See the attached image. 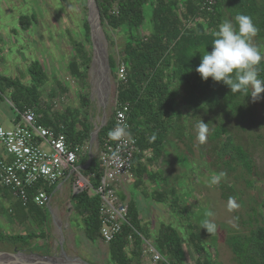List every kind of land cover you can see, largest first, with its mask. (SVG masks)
I'll return each mask as SVG.
<instances>
[{
    "label": "trees",
    "instance_id": "trees-1",
    "mask_svg": "<svg viewBox=\"0 0 264 264\" xmlns=\"http://www.w3.org/2000/svg\"><path fill=\"white\" fill-rule=\"evenodd\" d=\"M95 2L103 29L109 27L126 36L120 52L121 60L117 61L110 53L109 63L112 71H116L121 63L127 67L129 81L128 84L117 87V100L119 104L129 102L132 105L129 116L131 133L136 136L141 151L152 152V158L146 163L140 161L141 156H136L133 167L136 177L142 179L149 175L152 179L161 178L157 172L148 171V165L166 156L165 147L169 141L176 139V142L183 143L188 130L187 126L183 127L185 121L188 120L190 124L189 120H193V123L195 120L196 125L201 118L210 117L208 129L212 130L207 134L206 144H210L211 152L223 160L226 170H240L235 176L236 182L239 179L247 187H253L255 180H259L258 174L254 173L255 163L244 146L236 144L238 143L236 134L240 136V132L244 134L252 127L257 139L258 137L261 139L262 133L260 135L258 133L261 132L260 127H264V119L257 121L251 97L233 95L230 88L223 83L213 82L211 78L203 81L195 69L201 62V54L198 51L206 48L207 51H211L213 34L218 25L224 20L234 21V17L239 13L252 17L259 29L255 39L261 49L263 47L261 52L264 53V0H214V4L208 0H184V5H180V0H95ZM148 4H151L152 9L150 16L152 31L139 37L138 33L146 21L145 8ZM32 21L35 19L23 17L20 25L27 29ZM85 28L89 34V23ZM69 68L73 77L83 79L85 76L78 62L70 63ZM259 70L260 78L264 79V61L261 62ZM29 74L31 83L28 86L19 80L0 77L3 82V85H0V104L5 101L12 102L17 115L16 122L20 121L18 113L28 108H37L38 112L44 115L42 120L44 125L57 128L59 124L65 126L64 133L71 146L88 144L94 131L91 119L80 118L73 110L50 116L52 113L44 108L40 91L48 78L47 74L37 63L29 67ZM6 90L9 93L8 98H5ZM262 95L264 93L258 101L264 107ZM52 96L55 97V94ZM82 103L89 108L88 98L82 97ZM114 116L115 112L113 118L99 133L100 149L114 126ZM189 138L193 139L191 135ZM84 160L83 158L80 162ZM99 164L97 157L82 171L84 176L97 173L96 179L92 182L95 189L100 184ZM82 165H86V160ZM162 181L168 186L169 179L166 175L162 176ZM218 186L223 190V200L239 199L241 192L233 183ZM0 188L3 187L0 185ZM45 190L51 194L53 187ZM176 191L177 188L169 189L168 192L158 191L155 200L159 203H168L175 210L176 202H180ZM183 191L185 196L190 195L189 190ZM73 200L75 211L84 223L87 239L91 242L100 240L99 197L85 190L74 195ZM33 207L39 209L34 205L23 208L28 213L32 211L29 214L34 217L36 225L47 226L49 221L46 209L39 211ZM128 210V223L124 224L122 232L109 245V257L113 264H142L143 243L149 240L148 226L143 224L136 202L130 201ZM258 213L261 216V212ZM254 214L257 215V212ZM180 216L186 222L183 225L188 242L198 256L196 264H212L213 255L207 248L208 244L202 232L197 225L191 223L189 213ZM254 223H259L257 217L251 219L252 229L246 234L231 236L226 240L237 264H264V226L256 227L253 226ZM41 238L42 234L34 232L24 235L2 234L0 242L19 250L33 247L34 241ZM154 243L155 250L163 258L157 264H185L183 240L173 226H162ZM39 248L41 247L35 248L34 251ZM43 254L48 253L43 250Z\"/></svg>",
    "mask_w": 264,
    "mask_h": 264
},
{
    "label": "rangeland",
    "instance_id": "rangeland-1",
    "mask_svg": "<svg viewBox=\"0 0 264 264\" xmlns=\"http://www.w3.org/2000/svg\"><path fill=\"white\" fill-rule=\"evenodd\" d=\"M180 1V5H184V0ZM211 1L214 4V0ZM92 7L96 10L99 19L102 50L105 55L103 62L105 58L109 62L110 53L117 61H120V52L126 36L109 27L103 29L95 2L90 7L89 0H0V77L19 80L28 86L31 83L29 67L33 63L39 64L48 77L45 85L40 89L42 101L47 110L52 115L73 110L79 114L80 118L91 119L96 129L104 121L106 125L113 118L118 101L119 78L117 70H111L110 63H108L109 70L106 69L105 64L102 69L93 64L97 48L92 38L91 27L89 34L85 28L87 23L90 26V21L95 23V17L92 16L95 12ZM151 11V4H148L145 8L146 21L138 33L139 37L148 35L152 31ZM23 17L35 19V21L24 29L20 25ZM190 25L192 26L191 23ZM253 42L260 50L263 49L257 39L254 38ZM74 61L80 64L85 75L83 79L72 76L69 65ZM0 85H3L1 79ZM54 94L55 97L52 96ZM8 97L9 93L6 90L5 98ZM82 97L89 99V108L83 105ZM263 98L264 95L262 100ZM8 102L3 103L2 109L8 111L10 118H16L14 105L11 106ZM254 105L257 121H263L264 107L258 99L254 101ZM219 115L221 121V114ZM204 119L205 117L201 118L205 124L211 121L210 117ZM185 122L183 127L187 126L188 130L187 133L185 132L187 136L183 143L176 142V139L172 138L173 140L169 141L165 147L167 148L166 156L148 165V171L157 172L161 178L152 179L147 175L136 180L133 175L134 186H130V196L136 201L140 218L149 229V240L143 243L146 253L144 252L142 264H152V256L146 242L154 246L155 238L161 227L165 225L173 226L182 237L185 264H196L198 256L188 242L183 225L186 222L180 216L185 215L186 212L191 217V223L197 225L207 241V248L213 255L212 264H237L226 240L231 236L246 234L250 231L253 217L259 220V223H254L253 226H264V127H260L261 132L258 133L259 135L262 133L261 139L260 137L257 139V134L252 131V127L244 134L240 132V136L236 134L238 137L236 144L244 146L252 156L255 163L254 173H257L259 178L255 180L253 187H247L242 180L238 179L237 182L235 180L240 170H226L223 160L218 158L216 153L211 152V145L206 144V140L204 142L198 140L195 120L194 123L193 120H189L190 124L188 120ZM3 126L7 129L13 128L11 121ZM211 130L209 128L208 133ZM190 135L193 137L192 140L189 138ZM99 147L96 141L91 144L89 140V149L82 153L80 159L84 158L87 162L90 155H93L94 159L97 158ZM84 161L79 162L80 166H83ZM221 172L224 175L220 180L215 184L211 183L212 178ZM163 175L169 179L168 186L162 181ZM81 177L80 171L74 180L78 181ZM67 183L71 184L72 181ZM228 183H233L241 192L239 199L234 200L236 206L231 210L228 207L229 200L222 199L223 190L218 186L221 184L226 186ZM174 188H177L176 195L180 198V202L175 203L177 205L175 210L168 203H159L155 200L158 191L168 192L169 189ZM73 190V193L68 190L66 197L60 199V195H57L52 199L53 203L60 204L59 215L57 217L54 213V219L48 217L47 226L40 224L31 226L26 223L17 227L18 234L21 235L33 232L43 235V238L34 241L33 247L18 250L12 245L0 242V253L50 255L59 258V263H65L66 259L62 257L64 252L67 259H79L89 264H113L109 257L108 244L101 239L96 242L87 239L84 223L73 206L72 196L76 195L75 186ZM183 190H189L190 195L185 196ZM91 191L95 194L93 189ZM8 204L11 206V203ZM4 208L8 212V205L5 204ZM209 211L214 214L212 217H207ZM258 211L261 212V216ZM255 212L257 215L254 214ZM206 218L212 219L218 227V230L211 235L200 227L201 222ZM5 232L16 233L15 229H5ZM38 247L41 248L34 251ZM43 250L48 254H43Z\"/></svg>",
    "mask_w": 264,
    "mask_h": 264
},
{
    "label": "built area",
    "instance_id": "built-area-1",
    "mask_svg": "<svg viewBox=\"0 0 264 264\" xmlns=\"http://www.w3.org/2000/svg\"><path fill=\"white\" fill-rule=\"evenodd\" d=\"M208 1L213 4V1ZM117 76L119 85L128 84V71L123 63L117 68ZM8 103L12 106L11 102ZM115 107L112 129L120 125L126 129L127 135L119 140H113L107 135L101 149L99 147L101 177L96 189L92 182L97 173L84 177L82 171L87 165L80 166V158L89 149L88 144L71 146L64 133L65 126L59 124L57 128L44 125V115L36 108H28L18 113L20 121L13 128L7 129L0 125V145L6 154L4 156L0 153V185L23 207L34 205L44 210L51 202L45 189L55 187L61 181L77 176L81 171L82 177L75 181V193L85 190L92 193L91 189L95 191L94 195L100 200L101 240L110 245L129 220L128 203L120 201L116 190L119 185L132 183L134 161L141 154L138 140L132 135L129 123L132 105L129 102L119 104L117 101ZM143 154L145 160L152 158L149 151H144ZM146 243L152 256V264L162 261V256L154 246Z\"/></svg>",
    "mask_w": 264,
    "mask_h": 264
},
{
    "label": "clouds",
    "instance_id": "clouds-1",
    "mask_svg": "<svg viewBox=\"0 0 264 264\" xmlns=\"http://www.w3.org/2000/svg\"><path fill=\"white\" fill-rule=\"evenodd\" d=\"M258 32L259 29L250 15L239 13L234 21L224 20L213 34L211 51H207V48L198 51L201 62L195 71L203 81L211 78L213 82L223 83L230 88L233 95L240 94L256 101L264 93V79L260 78L259 70L261 62L264 61V53L253 42ZM208 125L201 119L196 125L200 142L206 140ZM108 135L113 140H119L127 135V131L117 125ZM223 175L221 172L214 176L211 183H217ZM235 206L234 200L230 198L229 210ZM213 215L211 211L207 213V217ZM200 227L210 235L218 230L217 224L210 218L204 219Z\"/></svg>",
    "mask_w": 264,
    "mask_h": 264
},
{
    "label": "crops",
    "instance_id": "crops-1",
    "mask_svg": "<svg viewBox=\"0 0 264 264\" xmlns=\"http://www.w3.org/2000/svg\"><path fill=\"white\" fill-rule=\"evenodd\" d=\"M2 105H3V103L0 104V125H2V126L6 125V123L11 121L13 124V127H14V125L16 124V118H10L8 111L5 109H2ZM135 138H136V136H135ZM147 151L151 152L150 150H147ZM0 153L3 154L4 156H6V154L4 153V149L1 145H0ZM151 154H152V152H151ZM137 156L138 157L141 156V160H140L141 162L146 163L149 160V159L145 160L143 151H141V154H139ZM87 162H86V165H87ZM87 167H89V166H87ZM133 175H135L136 180H138V178L136 177V174L134 173V170H133ZM69 181H72V183L68 184L67 182H69ZM74 186H75V180H74V177H72L71 179L61 181L55 187H53L51 194H49L51 197V202H50V205L46 209V212L49 214L48 217H51L52 219H54V213L57 214V217L59 215V213H58L59 208L58 207L60 204L53 203L52 199L57 195H60L59 196L60 199L63 197H66L68 194V190H70L73 193L74 192V190H73ZM130 186H134V182H132L130 184L119 185V187H118V189H121L124 192V194L126 195L127 203H129L130 201L136 202L130 196V191H129ZM72 198H73V196H72ZM8 203H11V206H9ZM5 204L8 205V212L5 211V208H4ZM73 206H74V202H73ZM33 208L36 209L35 207H33ZM36 210H39V209H36ZM31 212L32 211H29V213H31ZM29 213L27 210H25L23 208V206H21L20 203H18L14 199V197L10 194V192L7 189L0 188V232L2 234H4V235H21V234H18L19 233L17 231L18 226H21L22 224H26V223L28 225H31V226L35 225V219ZM47 213H43V214H47ZM5 229H8V230H14L15 229L16 233L8 234L5 232Z\"/></svg>",
    "mask_w": 264,
    "mask_h": 264
},
{
    "label": "water",
    "instance_id": "water-1",
    "mask_svg": "<svg viewBox=\"0 0 264 264\" xmlns=\"http://www.w3.org/2000/svg\"><path fill=\"white\" fill-rule=\"evenodd\" d=\"M95 0H89V6L93 5ZM96 3V2H95ZM90 27H91V33H92V38L94 41V26L92 22L90 21ZM99 29H100V24H99ZM101 37L102 34L100 33ZM95 63V59L93 64ZM108 59L105 58L104 64L106 69H110L109 64H108ZM105 127V121L102 123V125L96 129H94L91 137V144L96 141L97 146L99 147V133L100 131ZM94 160V156L90 155V158L87 162V166L91 164V162ZM87 168V167H86ZM116 195L120 199L121 202H127L126 195L121 189L116 190ZM62 257L66 259L65 263H59V258L57 257H51V256H40L36 254H31V255H25L23 253H15V254H9V253H0V264H89L87 262H84L83 260L79 259H67L66 255L64 252H62Z\"/></svg>",
    "mask_w": 264,
    "mask_h": 264
},
{
    "label": "bare ground",
    "instance_id": "bare-ground-1",
    "mask_svg": "<svg viewBox=\"0 0 264 264\" xmlns=\"http://www.w3.org/2000/svg\"><path fill=\"white\" fill-rule=\"evenodd\" d=\"M92 10L95 12L92 16L95 17V23L92 21V24L94 26V41L96 44V59H95V65L98 66L100 69H102V66L104 65L103 58H104V51L102 50V37L100 35L101 31L99 29V19L98 14H96V10L92 7ZM93 13V12H92ZM92 20V17H91Z\"/></svg>",
    "mask_w": 264,
    "mask_h": 264
},
{
    "label": "flooded vegetation",
    "instance_id": "flooded-vegetation-1",
    "mask_svg": "<svg viewBox=\"0 0 264 264\" xmlns=\"http://www.w3.org/2000/svg\"><path fill=\"white\" fill-rule=\"evenodd\" d=\"M50 256V255H49Z\"/></svg>",
    "mask_w": 264,
    "mask_h": 264
}]
</instances>
